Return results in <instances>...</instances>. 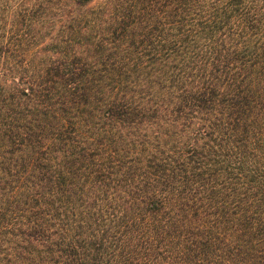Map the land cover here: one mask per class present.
<instances>
[{
    "label": "trees",
    "instance_id": "1",
    "mask_svg": "<svg viewBox=\"0 0 264 264\" xmlns=\"http://www.w3.org/2000/svg\"><path fill=\"white\" fill-rule=\"evenodd\" d=\"M0 264H264V0H0Z\"/></svg>",
    "mask_w": 264,
    "mask_h": 264
}]
</instances>
